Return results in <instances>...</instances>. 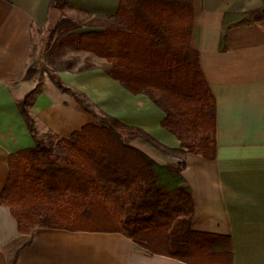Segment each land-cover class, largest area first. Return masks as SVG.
<instances>
[{"label":"crops","instance_id":"0c3cea01","mask_svg":"<svg viewBox=\"0 0 264 264\" xmlns=\"http://www.w3.org/2000/svg\"><path fill=\"white\" fill-rule=\"evenodd\" d=\"M119 1L69 0L65 16L77 20L85 14L93 22L70 34L102 30ZM49 3L0 0V264H11L13 257V264H189L151 253L117 231L36 227L19 234L17 220L2 203L9 155L35 145L18 101L39 78V90L28 106L39 137L44 133L68 137L97 121L47 72L40 75L34 67L33 53L48 25ZM263 4L264 0H192L190 45L198 52L216 105V157L211 161L178 151L179 138L160 125L164 110L147 94H134L114 80L106 60L95 57L90 66L60 63L55 68L57 76L84 96L96 113L140 128L162 148L173 150L167 153L139 137L131 141L159 164L184 163L181 175L194 204L191 227L225 239L232 264H264V19L232 26L224 40L221 30L225 14Z\"/></svg>","mask_w":264,"mask_h":264},{"label":"trees","instance_id":"16d2710c","mask_svg":"<svg viewBox=\"0 0 264 264\" xmlns=\"http://www.w3.org/2000/svg\"><path fill=\"white\" fill-rule=\"evenodd\" d=\"M68 5L69 0H50L41 51L54 35L80 28L63 14ZM112 17L116 22L102 30L74 33L77 47L106 59L114 80L134 94H147L164 110L160 125L179 138L178 151L214 160L216 105L198 52L190 45L192 0H120ZM263 19L264 4L259 9L225 14L221 39L234 25ZM46 71L40 69L39 74ZM48 75L97 121L68 137L48 133L42 139L28 109L40 78L18 101L35 145L9 155L1 201L17 220L19 234H29L36 227L117 231L151 253L182 262L232 264L225 239L191 227L194 204L181 175L184 163L159 164L131 141L139 137L167 153L173 150L162 148L140 128L96 113L56 73ZM182 131L194 134L197 140L184 142Z\"/></svg>","mask_w":264,"mask_h":264},{"label":"rangeland","instance_id":"374dc122","mask_svg":"<svg viewBox=\"0 0 264 264\" xmlns=\"http://www.w3.org/2000/svg\"><path fill=\"white\" fill-rule=\"evenodd\" d=\"M77 21L80 26H86L90 23H93L88 16L85 14L79 15V18H77ZM116 20L112 17L104 22V26L115 23ZM43 36L41 37V45L39 48L34 49L33 53V62L34 67L37 69V72H40V69L47 70V74L50 72H55L56 65H67L69 67L77 66L80 64V67H86L93 64V61L95 60L96 54H93L91 52L81 51L77 47L76 40L74 38L73 34L70 33H60L56 34L52 37V40L50 44L47 46L45 51H41L43 49ZM57 40V41H56ZM56 41V42H55ZM58 41L64 42V45L61 46V44L58 43ZM82 52L80 55L79 52ZM80 52V53H81ZM85 52V53H84ZM89 53V54H86ZM101 58V57H98ZM104 59V58H101ZM106 60V59H104ZM107 62V61H106ZM108 63V62H107ZM46 133L41 134L39 138L46 139L47 136ZM181 138L184 142H192L193 140H197L196 136L194 134L188 133L186 131H182Z\"/></svg>","mask_w":264,"mask_h":264}]
</instances>
